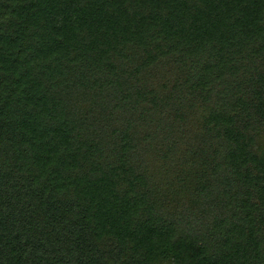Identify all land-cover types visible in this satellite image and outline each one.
Segmentation results:
<instances>
[{
	"label": "trees",
	"instance_id": "obj_1",
	"mask_svg": "<svg viewBox=\"0 0 264 264\" xmlns=\"http://www.w3.org/2000/svg\"><path fill=\"white\" fill-rule=\"evenodd\" d=\"M0 264H264V0H0Z\"/></svg>",
	"mask_w": 264,
	"mask_h": 264
}]
</instances>
